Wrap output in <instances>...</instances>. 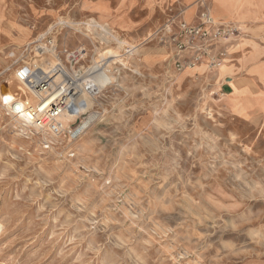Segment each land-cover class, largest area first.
<instances>
[{
  "label": "rangeland",
  "instance_id": "374dc122",
  "mask_svg": "<svg viewBox=\"0 0 264 264\" xmlns=\"http://www.w3.org/2000/svg\"><path fill=\"white\" fill-rule=\"evenodd\" d=\"M83 1L0 0L3 92L28 97L13 67L57 22L61 50L122 54L71 152L0 108V264H264V124L228 106H255L223 94L234 64L178 73L157 32L121 34Z\"/></svg>",
  "mask_w": 264,
  "mask_h": 264
},
{
  "label": "built area",
  "instance_id": "2783aa9c",
  "mask_svg": "<svg viewBox=\"0 0 264 264\" xmlns=\"http://www.w3.org/2000/svg\"><path fill=\"white\" fill-rule=\"evenodd\" d=\"M62 26L57 22L28 45L25 53L33 52L34 58L38 59L22 61L13 67L15 78L25 86L26 94L37 91L47 92L48 95L36 105L30 103L27 97H22L19 101L22 107L13 111L17 116H22L32 131L41 135L46 143L54 145L59 140L65 141V148L71 152L76 142L102 114L95 105L97 95L104 88L95 81L102 63L100 54L96 52L98 47L63 46L61 50L56 37L59 35L57 30L62 29ZM94 28L100 38L93 44L102 45L105 43L103 26L96 23ZM240 32L235 23L216 22L209 8H206L200 13L198 23L191 24L173 18L157 31V35L173 48V65L181 73L202 64L213 70L218 69L228 54V45L239 38ZM49 56L51 59H48ZM42 69L49 70V81L35 80L38 70ZM82 95L91 97L95 105L81 110L79 104ZM72 105L77 108L74 112L71 110ZM69 115H75L76 118L66 123Z\"/></svg>",
  "mask_w": 264,
  "mask_h": 264
},
{
  "label": "crops",
  "instance_id": "0c3cea01",
  "mask_svg": "<svg viewBox=\"0 0 264 264\" xmlns=\"http://www.w3.org/2000/svg\"><path fill=\"white\" fill-rule=\"evenodd\" d=\"M80 8L81 14L104 15L115 21L113 27L121 34L140 38L157 32L173 18L198 23L206 8L216 22L237 24L240 36L228 45L223 62L231 60L234 65L221 90L232 103L235 98L249 97L255 106L250 107L249 98L244 100L249 108L245 113L226 102L236 116L264 124V0H85ZM160 41L170 50L168 43Z\"/></svg>",
  "mask_w": 264,
  "mask_h": 264
},
{
  "label": "bare ground",
  "instance_id": "6f19581e",
  "mask_svg": "<svg viewBox=\"0 0 264 264\" xmlns=\"http://www.w3.org/2000/svg\"><path fill=\"white\" fill-rule=\"evenodd\" d=\"M104 31L108 32L110 30H106V28H105ZM106 34L103 32V37L105 38V41H108V38H107ZM107 35L109 36V34H107ZM111 35H113V34H111ZM117 39H119V38H117ZM121 42L122 41H120V43ZM131 50L130 49L128 51L126 50V53L127 52H131ZM119 56H122V54H120V52L118 50H116L115 48H113V47H109V48L105 49L104 52L102 51V53H100V55H99L100 61L102 62L101 65H100L101 71L95 77V81L100 86H102V88H104V89L106 87H108L110 84H114V82H115L114 80H115L116 77L111 75V73L114 70L113 63H115L114 61H116V59L119 58ZM40 79L49 81L51 79V75L49 73V70H47V69L38 70L35 80L37 81V80H40ZM20 92H21V90H18V92L15 91V90L14 91L11 90V91H8V92H3L0 89V108H2L6 112V115L11 117V120H13V122H15L14 123L15 127L20 132H22V134H27L29 137H31L32 133L30 131H32V129L24 121L22 116H17L16 114H14V111H13V110H16V108H17V110H19L22 107V105L19 103V101L22 100L21 98L23 97V95L21 94L20 96H22V97H20L18 95ZM47 95H48L47 92L40 93V92H37V91H32V92H30L28 94L27 98L29 99L30 103H32L33 105H36L40 101H42V99H44ZM93 104H94V100L91 97H87V96L85 97V95H82V97L80 99V104H79L81 110H87V109L91 108ZM16 106H18V107H16ZM71 110H72V112L77 110L75 105H72ZM0 115H1V112H0ZM103 115H104V113H103ZM75 118H76L75 115H69V118H67L65 120V122L67 123L69 121H72ZM93 123L90 125V127L93 125ZM1 228H2V224L0 222V231H1Z\"/></svg>",
  "mask_w": 264,
  "mask_h": 264
}]
</instances>
